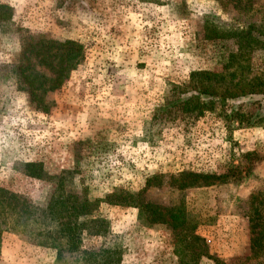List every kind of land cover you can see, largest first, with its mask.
<instances>
[{
  "label": "rangeland",
  "instance_id": "obj_1",
  "mask_svg": "<svg viewBox=\"0 0 264 264\" xmlns=\"http://www.w3.org/2000/svg\"><path fill=\"white\" fill-rule=\"evenodd\" d=\"M0 3L14 9L12 30L85 47V60L68 83L45 97L44 112L15 83L13 66L26 33L0 31V187L14 196L0 205V264H182L180 231L152 225L137 209L105 204L94 216L108 220V234L84 236L81 251L67 253L46 214L62 171L71 172L65 182L68 189L74 182L80 198L145 189L155 204L183 205L206 242L209 257L199 264H264V255L252 252L250 221L252 198L264 193V122L248 127L232 117L233 110L259 112L264 96L231 100L199 119L157 113L193 71L219 72L227 63L233 42L207 41L206 21L242 27L264 20V0H242V8L232 0ZM253 62L256 69L264 66V51ZM248 153L259 160L247 161ZM29 162L44 164L42 180L24 174ZM237 167L242 178L228 183L179 190L170 180L183 171L222 175ZM88 251L105 252L94 259Z\"/></svg>",
  "mask_w": 264,
  "mask_h": 264
},
{
  "label": "trees",
  "instance_id": "obj_2",
  "mask_svg": "<svg viewBox=\"0 0 264 264\" xmlns=\"http://www.w3.org/2000/svg\"><path fill=\"white\" fill-rule=\"evenodd\" d=\"M223 1V0H215ZM242 8V0H232ZM245 9V8H243ZM14 9L0 3V31L4 34L25 32L20 41V56L13 66L15 83L20 92L27 93L30 104L35 110L48 111L45 97L61 90L70 80L73 72L85 60V47L75 40H58L45 34H31L23 28L12 30ZM205 39L214 42H233V49L228 53V61L219 72L210 70L193 71L185 87L175 88L166 97L165 105L158 108L162 115L180 114L199 119L218 108L224 109L227 102L247 96H264V66L256 69L253 57L264 51V20H251L242 27L228 22L208 20L204 27ZM259 112L233 110L234 117L240 124L256 127L264 122V105ZM259 160L258 154H246V160ZM42 162H29L24 166V174L33 180H42L45 173ZM241 167L234 168L222 175L183 171L170 177L172 187L186 190L195 186H212L214 182L228 183L231 178H242ZM238 176H235L236 174ZM70 171H62L54 194L47 206L46 214L57 225L61 238L65 241L67 253L80 252L84 245V236L102 237L109 232V222L101 216H94L102 204L137 209L146 221L152 225H166L173 232H181V244L184 251L182 264H199L203 257H209L205 240L197 234L196 226L189 223L183 205L174 204L163 207L149 201L144 196L145 189L131 192L118 188L107 194L104 199L90 200L87 195L76 196L65 182ZM158 176L147 180L150 185ZM199 183V184H198ZM14 198V196H13ZM6 189L0 187V205L9 204ZM255 206L250 215L256 237L253 239L252 252L256 257L264 255V193L252 198ZM22 208L25 204H21ZM20 212L23 210L20 209ZM21 214V213H20ZM255 228L258 229L256 232ZM2 231L0 230V247ZM59 248L58 245L53 247ZM62 248H60L61 250ZM105 251L84 252L90 258H101ZM107 254H111L108 251ZM105 264H108L106 261ZM116 264H119L117 260Z\"/></svg>",
  "mask_w": 264,
  "mask_h": 264
}]
</instances>
